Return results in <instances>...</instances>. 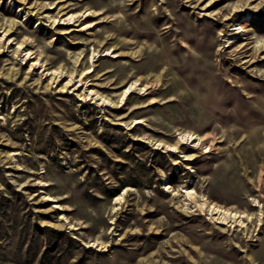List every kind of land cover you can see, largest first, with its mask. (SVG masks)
I'll return each instance as SVG.
<instances>
[{
	"label": "rangeland",
	"instance_id": "obj_1",
	"mask_svg": "<svg viewBox=\"0 0 264 264\" xmlns=\"http://www.w3.org/2000/svg\"><path fill=\"white\" fill-rule=\"evenodd\" d=\"M0 27L113 102L0 42V264H264V0H0ZM181 130L204 143L153 145ZM190 184L251 221L185 206Z\"/></svg>",
	"mask_w": 264,
	"mask_h": 264
},
{
	"label": "bare ground",
	"instance_id": "obj_2",
	"mask_svg": "<svg viewBox=\"0 0 264 264\" xmlns=\"http://www.w3.org/2000/svg\"><path fill=\"white\" fill-rule=\"evenodd\" d=\"M20 10V9H19ZM89 15V13L87 14H81L80 16H82V18H85ZM25 19L27 17V13L25 12ZM61 23L65 24V25H73L75 27L79 26V24L77 23L76 18L78 17V15L76 14H70L68 16H61ZM91 27V25H86L84 27L81 28V30H87ZM239 28V31H241V27H237ZM236 29V28H235ZM238 31V32H239ZM9 29H2L0 27V34H2V37L0 38V42L4 45H15V53L16 54H20L21 55V59L24 63H27L28 66L30 67V69H39L40 73L43 76H50L51 77V82H55L58 81L60 79H65V85L63 86V88L66 87H73V89H79L80 91H82V93H84V98H88L91 99L95 102H98V105H113V102L98 94L97 92L90 90L87 86V83H83L82 82V78L91 72V69L86 70L82 73H77V69H74L73 71L69 72L67 71L65 68L63 67H58L56 69H51L47 66V64L42 60L41 57L37 56L36 53L34 51H30L27 50L25 47L26 45L24 44V42L22 43H16L13 42L12 39L8 40V36H9ZM64 33H69V32H64ZM94 53H92L91 57H90V62H91V66L93 67V62H94ZM80 57H76V59L74 60L75 62V66L77 67L80 64ZM41 75V76H42ZM144 93L145 92V88L144 87H140L139 84L137 82H131L127 87L124 88V90L120 93L119 98L117 100V104L118 106H122L126 103L129 95L131 93ZM87 99V100H88ZM116 105V104H115ZM142 123V121H140ZM137 123L136 121L133 122V124ZM132 124L129 125V127ZM205 141V138L193 131H189V130H181V131H177L176 132V139L174 142L172 143H168V142H164L161 140H156L153 141V145L155 146V148H159V149H163L165 151L168 152H173V153H178L180 152V146L183 144H189L194 148H198L200 147ZM209 148L208 146L205 147V151L204 152H208ZM184 159H188L187 156H184ZM165 189L167 190H171L170 187H168L167 185L164 186ZM173 191V190H171ZM124 193V192H123ZM123 193L119 196H117L114 200L115 203L120 204L122 199H123ZM175 194H181L183 197V202L185 206H191L193 207L195 210L200 211L201 213H205L207 215H209L211 217V219L219 222V223H224V224H228L232 227L238 226V227H245L247 225V223H249L252 219V217L248 214L239 212V211H235V210H231L229 208L226 207H222L214 202H212L207 196H205L204 194H199L193 187L192 184L190 185H184L182 186V188H180L179 190L175 191ZM261 218V211H259V221ZM93 246H98L99 248H103L104 244L100 241H95L94 243H92Z\"/></svg>",
	"mask_w": 264,
	"mask_h": 264
}]
</instances>
